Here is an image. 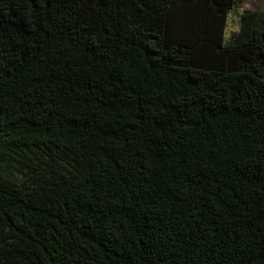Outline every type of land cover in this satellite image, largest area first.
I'll list each match as a JSON object with an SVG mask.
<instances>
[{
  "label": "trees",
  "instance_id": "trees-1",
  "mask_svg": "<svg viewBox=\"0 0 264 264\" xmlns=\"http://www.w3.org/2000/svg\"><path fill=\"white\" fill-rule=\"evenodd\" d=\"M0 0V264H264V10Z\"/></svg>",
  "mask_w": 264,
  "mask_h": 264
},
{
  "label": "rangeland",
  "instance_id": "rangeland-1",
  "mask_svg": "<svg viewBox=\"0 0 264 264\" xmlns=\"http://www.w3.org/2000/svg\"><path fill=\"white\" fill-rule=\"evenodd\" d=\"M247 9L264 10V0H237V4L230 14L227 37H230L234 31L239 29L241 15Z\"/></svg>",
  "mask_w": 264,
  "mask_h": 264
}]
</instances>
